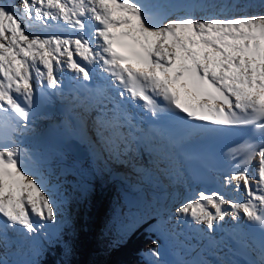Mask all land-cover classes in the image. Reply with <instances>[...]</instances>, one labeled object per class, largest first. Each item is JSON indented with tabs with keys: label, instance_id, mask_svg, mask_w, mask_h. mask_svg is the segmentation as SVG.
I'll return each mask as SVG.
<instances>
[{
	"label": "snow or ice",
	"instance_id": "snow-or-ice-1",
	"mask_svg": "<svg viewBox=\"0 0 264 264\" xmlns=\"http://www.w3.org/2000/svg\"><path fill=\"white\" fill-rule=\"evenodd\" d=\"M241 11L238 0H0V264H13L4 258L9 246L29 242L36 253L39 234L57 223L58 205L37 178L44 154L28 138L37 87L63 94L66 71L112 155L143 131L131 113L137 106L155 121L145 136L170 153L187 156L193 140L240 130L245 139L225 154L233 170L222 188L243 191V200L200 191L173 215L215 248L214 233L230 217L231 241L254 258L220 264H264V12L230 14ZM61 26L73 34H48ZM148 254L169 264L156 241Z\"/></svg>",
	"mask_w": 264,
	"mask_h": 264
},
{
	"label": "rangeland",
	"instance_id": "rangeland-1",
	"mask_svg": "<svg viewBox=\"0 0 264 264\" xmlns=\"http://www.w3.org/2000/svg\"><path fill=\"white\" fill-rule=\"evenodd\" d=\"M8 2L11 3L12 0H8ZM239 3L243 6V11L232 12L230 14H259L261 12H264V3H261V0H240ZM203 14L204 13H197V15ZM177 15H183V13L178 12ZM47 32L48 34H50V29H48ZM70 111L71 110L69 109L67 112L70 113ZM71 117L72 116L68 117V119H70ZM91 117L95 118V115H92ZM75 118L81 123V132L77 137L85 140L88 151H91L94 146L99 145L98 151L100 153H103L105 150L100 146V144L97 143L95 129L92 131L91 138H88L86 136V132L84 130L86 123L84 113L81 112L76 114ZM69 124L61 127L62 132L64 134L66 133L65 135L67 136H69V134L67 133L68 129L66 128ZM92 143H94L95 145H93ZM80 144L84 147L81 142ZM120 150L121 155H123L124 150ZM129 150L133 153L134 158L137 160L138 158H147V154H138L136 152V149L133 150L132 146ZM140 164V168H130L134 171V174H136V178L134 179V181H139V179L141 181L139 184L127 185L133 192H138V190L141 188L143 189V191H149L148 189L150 188H148V186L151 185H146L144 183V178L150 179V177L160 175L162 180H169L170 176H175V172L172 173L170 171H165L164 166L169 164V162L162 160L161 152L156 156V160L153 161V165L150 166L148 164ZM156 167L160 170H158ZM111 168L119 170L120 172L122 166H111ZM177 169L179 170L178 167ZM96 174V177L90 179L89 181V189L93 194L94 201L96 200V197H98L94 181L99 178V173L97 172ZM137 174H140V176ZM116 175L117 174L115 173V177H113L111 180L112 184H114V182L116 181L114 179H117ZM74 178L63 179L62 177V180H60V178H57L60 181L53 180V187L54 189H56V191L49 187L46 188L53 196V199L58 205V220L55 224H49L39 234L38 242L36 244V251L38 249V246H44V241L49 242L53 239L54 241H57V243H59L61 238L63 237V231H58V229H66L68 231L67 235L69 237V241L64 242V250L66 247L70 248L71 254L67 256L64 255V257H59L61 264H104V262H106L107 256L109 255L108 251H110V249L112 248V243L123 242L126 236L131 233V231L136 229L143 221H150L151 218H153L154 220L150 224L149 231L158 235L160 238L159 245L160 251L162 253V259L168 261L169 264H176L177 260H179L181 257L180 254H182L185 250L183 249L184 246H182L177 236L175 237V234L177 233L181 238L179 234H181L180 228L182 231V221H180L179 224L177 223L179 218L173 215L175 208L172 209L171 207H175L178 204H171L169 206H166L165 204L164 207H157L160 200L154 199L153 202H157L154 205L151 201L147 200L150 199L148 197L149 194L145 196L144 193L140 198H146V200L140 201L139 199L133 198V194H130L128 192V189L122 190L120 188V183H116L115 186L117 187V189H114L115 194L112 195V199H107V202L105 204L103 202L104 207L102 206L101 208V206L99 205L100 212L95 215L93 219V221L95 222V227H93L87 234V236H85L82 231L86 227H88L89 224H92V216H89L87 219H85L84 216L80 214L83 212L82 214L85 215V210L81 211L80 213L77 211L81 206V199L78 193V188L77 186H75L74 182L76 179ZM69 181L71 182L69 183ZM57 191L61 195L60 197L55 194ZM65 197L66 199L64 201L60 200V198ZM135 197L138 196L135 195ZM57 200H60V202H58ZM153 206L155 207V209H153ZM102 219H104V221ZM116 224L117 229L113 231L114 225L116 226ZM99 226H101V230L103 229L102 231L106 234V237L104 236L105 239L98 237L97 233ZM51 235L53 236L50 237ZM181 241H183L182 238ZM16 248L19 253L16 256H13L11 255V253L14 251L15 247H6L4 249V258L6 260L12 261L13 264H27L28 261L34 259L35 253L31 251L32 245L29 242H26V247L17 246ZM220 251L221 250H219V252ZM146 258L148 259L149 264H154V257L147 254Z\"/></svg>",
	"mask_w": 264,
	"mask_h": 264
},
{
	"label": "bare ground",
	"instance_id": "bare-ground-1",
	"mask_svg": "<svg viewBox=\"0 0 264 264\" xmlns=\"http://www.w3.org/2000/svg\"><path fill=\"white\" fill-rule=\"evenodd\" d=\"M238 2H240V0H238ZM50 34L70 35L72 33L69 30H66L64 26H61L59 28L54 27L50 29ZM64 73H68V72L66 71ZM58 100H62V97H59ZM136 108L140 110L143 109L140 106H137ZM71 109L73 110L74 106H72ZM92 115L96 116V113L91 110L84 112V117L86 120L84 130L88 138H91L92 131L94 130L95 118L91 117ZM45 121L51 122L53 121V119H45ZM35 128H36L35 133L39 134V137L37 138L38 140L29 141V144L36 148H39L45 157V163L40 167V175H38L37 178L42 179L46 188L49 187L51 189H54L53 180L60 181L62 180V177L63 179L76 177L74 178L76 179L74 183L75 186H77L78 188V193L81 199V206L77 211L80 213L81 211L85 210V215L82 214L83 212L80 213L82 216H84L85 219H87L89 216H92V224H89V226L82 231V233L85 236H87V234L91 231V229L95 227V222L93 221V219L95 215H97L100 212L99 205L102 208L103 202L105 204L107 202V199H112V195L115 194L114 189L115 188L117 189V187L115 186L116 183L114 182V184H112L111 182L112 178L115 177V173L117 174L116 176L119 177L118 182L121 185L120 188L122 190L128 189L129 192L130 189L128 188L127 185H134L139 182V181H134V179L136 178L135 177L136 174H134V171L131 170L130 168H140L141 164L137 159L134 158L133 153L129 149L121 148L124 150V153L123 155L118 154V156L112 155L107 151L100 153L98 151L99 145L94 146L91 151H88L84 139L79 138V142H81L84 145L83 147L80 143L79 144L72 143L69 138L60 135V133H58L57 131L48 129L45 126V124L42 126L37 124ZM79 130L81 132V128H79ZM92 144L95 145L94 143ZM69 146L72 147L73 150L70 149ZM157 150L159 152H162V149L160 148H158ZM119 152H121V150H119ZM168 156H170L169 164L165 165L164 169L172 173L175 172V176L173 175L171 176L170 179L171 181L170 180L163 181L161 179V176H157L155 178L153 177L150 179L144 178V183L146 185H151L148 186V188H150L149 189L150 194L148 196L150 199L147 200L151 201L154 205L157 203V202H153L154 199L160 200L159 205L157 207H162V206L164 207L165 204L166 206H169L173 203L177 205L189 198L194 197L196 193L200 192L197 189H191V188L186 189L185 187L183 188L185 180L182 178L181 174L177 170L176 160L173 159L171 153H169ZM148 159L151 161H155L156 155H154L153 152H150V154H148ZM142 164H146V163H142ZM111 166H115V167L122 166V168L119 172V170L113 169L111 168ZM30 171L35 172L36 169L30 168ZM97 172L99 173V178L94 181V185L97 190L98 197H96V200L94 201L93 194L92 192H90L89 189L90 187L89 181L90 179L96 177ZM57 178H60V180H58ZM70 182L71 181H69V183ZM222 184H223V178H220L215 188L210 190H203V191L204 192L224 191L227 193L230 199L243 200L244 197L242 196V191L235 192L230 189H224L222 188ZM175 185H177V187L179 186V188H181L183 191H186L185 197L178 198L177 196H175V194L172 193L174 192L173 189L177 188L175 187ZM169 190L171 191L168 192ZM54 191H56V189H54ZM55 194L60 196L58 191ZM146 195L147 194H145V196ZM132 196L133 198L139 199L140 201L146 200V198L145 199L140 198L141 196L135 197V194H133ZM60 200L64 201L65 198H61ZM60 200L57 201L60 202ZM153 209H155L154 206ZM102 220L104 221V219ZM181 225H182V231H180L181 234L179 235L181 236L182 240L185 242L186 245L183 247V249H185L184 252L180 254L181 256L180 260H177V262L178 261L191 262L193 260L205 259L207 254L210 253L219 255L218 253H216L215 249H211V247H206V244L204 245V239L206 236L204 232L198 231V226L191 223L186 224L183 221L181 222ZM231 226H232L231 218L228 217L226 222L222 224V226L217 230L216 233H214V236L218 237L220 234L225 233L226 230L228 231V228ZM116 229H117V224L116 226L114 225L113 231H115ZM102 230H101V226H99L97 234L99 238L105 239L104 236L106 237V234ZM9 236H14V234L9 232ZM17 246H13L15 247V249L11 253V255L16 256L19 253L16 248ZM20 247H26V242L23 244V246ZM223 257L224 256H222L221 259L229 260L228 258L225 257L223 258ZM248 258H253V257L248 256Z\"/></svg>",
	"mask_w": 264,
	"mask_h": 264
},
{
	"label": "trees",
	"instance_id": "trees-1",
	"mask_svg": "<svg viewBox=\"0 0 264 264\" xmlns=\"http://www.w3.org/2000/svg\"><path fill=\"white\" fill-rule=\"evenodd\" d=\"M153 220L152 218L131 231L123 242L112 243L104 264H149L146 258L148 250L153 247L154 241L160 244L159 236L149 231ZM65 232L59 243L54 240L44 241V246H38L33 260L37 264H61L59 257H64V242L69 241L66 229Z\"/></svg>",
	"mask_w": 264,
	"mask_h": 264
},
{
	"label": "water",
	"instance_id": "water-1",
	"mask_svg": "<svg viewBox=\"0 0 264 264\" xmlns=\"http://www.w3.org/2000/svg\"><path fill=\"white\" fill-rule=\"evenodd\" d=\"M71 142H72V143H75V144H78L77 141H71ZM69 148L73 150L72 147L69 146Z\"/></svg>",
	"mask_w": 264,
	"mask_h": 264
}]
</instances>
